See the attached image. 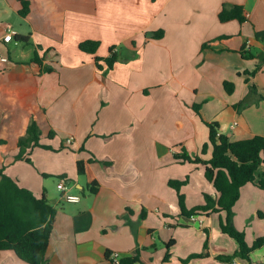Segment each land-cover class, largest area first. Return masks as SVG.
I'll use <instances>...</instances> for the list:
<instances>
[{"label":"crops","instance_id":"crops-1","mask_svg":"<svg viewBox=\"0 0 264 264\" xmlns=\"http://www.w3.org/2000/svg\"><path fill=\"white\" fill-rule=\"evenodd\" d=\"M28 1L22 18L20 0H0V169L37 198L48 200L51 176L80 197L65 202L56 184L45 264H111V252L137 254V264H247L218 261L235 251L219 242L224 215L184 217L168 182L187 179L180 189L187 210L214 193L204 166L174 158L210 159L206 124L230 141L264 137V0ZM233 5L244 21L219 22L221 8ZM85 41L98 43L94 55L79 49ZM34 55L51 70L36 74ZM32 121L50 149L33 148L29 164L15 156ZM78 161L92 162L94 194ZM263 191L241 188L232 209L238 229L239 219L264 217ZM250 257L264 262V245ZM0 264L26 263L4 251Z\"/></svg>","mask_w":264,"mask_h":264},{"label":"trees","instance_id":"trees-1","mask_svg":"<svg viewBox=\"0 0 264 264\" xmlns=\"http://www.w3.org/2000/svg\"><path fill=\"white\" fill-rule=\"evenodd\" d=\"M21 1L19 15L24 18L29 13V1ZM155 1V0H151ZM221 23L236 20L240 23L244 21L240 6H223L218 14ZM163 36L162 31L153 35L158 40ZM98 48L97 42L85 41L79 44V49L85 53L94 55ZM98 65V58H94ZM116 61V56L112 53L104 60V64L111 69ZM29 64L33 67L36 74L43 71L49 72L51 69L42 68V61L34 55ZM253 74V73H251ZM227 84V83H226ZM227 86V85H226ZM252 91L254 88H251ZM264 99V98H263ZM242 105V104H241ZM198 112V107H194ZM209 129V145L211 147V157L204 161L199 157H189L182 154L174 155L175 159L201 164L204 166V179L210 183L214 193L204 194L205 203L187 210L184 204V197L180 189L187 183L184 181H169L168 185L176 192L180 214L190 218L195 215L210 217L211 214L224 216L219 219V229L222 234H226L236 241L238 249L233 255L217 257L220 262L230 261L232 258H240L247 264H264L259 259H252V251L264 245V237L253 241L252 246L248 247L244 242L243 233L238 232L233 226V206L240 197V190L247 184H253L258 189L264 190V137L254 136L249 139L230 141L226 136L218 134L215 123L206 124ZM52 136V135H50ZM0 144L3 141L0 140ZM208 145H204L202 153ZM18 153L16 161H25L31 164L28 157L33 148L49 147L40 145V133L35 122H31L25 134L17 141ZM90 161H78L76 172L79 176L88 178V188L91 194L97 189L96 181L90 176ZM55 210L49 204L45 195L37 198L29 190L19 186L18 182L4 173L0 169V254L4 251H11L15 256L26 264H45L46 253L49 248L50 234L53 228ZM171 242L165 244L166 253L163 262H167L170 256L169 249ZM207 244H204V249ZM204 253L192 255L191 258H202ZM108 257V255H107ZM122 264H137L139 257L136 254L133 258L121 259Z\"/></svg>","mask_w":264,"mask_h":264},{"label":"rangeland","instance_id":"rangeland-1","mask_svg":"<svg viewBox=\"0 0 264 264\" xmlns=\"http://www.w3.org/2000/svg\"><path fill=\"white\" fill-rule=\"evenodd\" d=\"M48 180L46 181V185L47 187L50 189V193L48 195V200L49 202L52 203V201L54 199H58L59 198V191H57L56 189V184L59 182V177H56V176H51L49 178H47ZM66 182V186L69 187L70 184ZM68 184V185H67ZM264 193V191H263ZM234 217V215H233ZM241 218V217H240ZM254 220H251L249 221L247 224H243L240 222V219H239V229L234 225V222H233V226L234 228L240 232V233H243V236H244V242L245 244L248 246V247H251L252 246V243L254 241L255 238H261V237H264V217L262 215V218L259 219L257 216L255 218V221L253 222ZM180 230H185L186 233H184L183 235H188L189 236V232L190 230H187V228H179ZM218 229V228H217ZM194 233V232H192ZM218 233V236H219V242H221V239H225L226 241H230V242H227L226 244L228 245V243H233L235 244L234 247H235V251H237L238 249V246H237V243L235 240H233L232 238H230L229 236H227L226 234H222L220 229H219V232ZM180 237H181V234L179 233L178 234ZM196 235H200V234H197ZM253 235H255V238L253 237ZM224 236V237H223ZM194 239L196 238L195 237V234L194 236H192ZM221 238V239H220ZM230 246V245H229ZM230 248V247H229ZM229 250H232V249H229ZM235 251H232L231 253H228L229 255H233Z\"/></svg>","mask_w":264,"mask_h":264},{"label":"built area","instance_id":"built-area-1","mask_svg":"<svg viewBox=\"0 0 264 264\" xmlns=\"http://www.w3.org/2000/svg\"><path fill=\"white\" fill-rule=\"evenodd\" d=\"M2 39H3V42L9 43L13 39V34L10 31H8V33H6ZM70 140L71 139H67L66 142L70 143ZM57 189L62 192V194H63L62 197H63V200L65 202H69V203L79 202V200H80L79 196L69 195L66 193L65 183L63 180L59 181V183L57 184ZM121 259H123V258H121L119 253H117V252H111L108 255V260L111 264H122Z\"/></svg>","mask_w":264,"mask_h":264}]
</instances>
